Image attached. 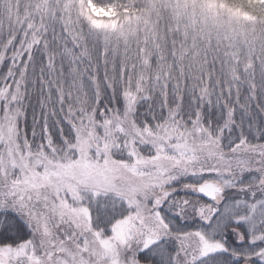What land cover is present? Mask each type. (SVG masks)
Returning <instances> with one entry per match:
<instances>
[{
	"label": "snow or ice",
	"instance_id": "snow-or-ice-1",
	"mask_svg": "<svg viewBox=\"0 0 264 264\" xmlns=\"http://www.w3.org/2000/svg\"><path fill=\"white\" fill-rule=\"evenodd\" d=\"M0 264H264V0H0Z\"/></svg>",
	"mask_w": 264,
	"mask_h": 264
}]
</instances>
